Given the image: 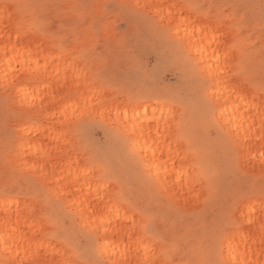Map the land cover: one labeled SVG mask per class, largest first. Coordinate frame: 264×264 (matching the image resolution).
Listing matches in <instances>:
<instances>
[{
  "label": "rangeland",
  "instance_id": "obj_1",
  "mask_svg": "<svg viewBox=\"0 0 264 264\" xmlns=\"http://www.w3.org/2000/svg\"><path fill=\"white\" fill-rule=\"evenodd\" d=\"M100 2L117 3L120 0ZM123 2L135 3L136 0ZM79 3L81 0H0V41H6V35H9L20 45L29 44L38 58L48 54L56 56L45 68L48 71L56 67L59 71L50 79L38 71L24 72L18 64H9L7 71L0 72V199L12 198L20 203L14 209L18 213L24 212L23 226L30 230L27 235H31L28 242L24 238L18 239L17 243H25L23 251L18 249L13 253L10 249L0 255V264H61L65 260L86 258L75 255L69 241L89 221L75 208L73 203L76 202L71 201L75 194L71 184L64 179L55 181L57 173L54 169L44 170L58 165L64 170L72 167L83 171V175H79L91 183L93 191L117 209L119 223L126 224L130 232L136 233L131 240L129 233L121 238L124 241L128 239L126 244L131 251H116L110 246L108 251L102 250L101 239L97 243L95 258L105 264H125L128 261L144 264L145 260L148 264H168L169 261L181 264L189 259H199L196 229L221 214L227 217L226 235L222 238L223 255L221 257L217 252L216 258L229 259L224 255V242L235 239L241 231L251 232L253 228L249 221L252 217H259L264 223V212L260 211L258 200L259 187L264 180V160L260 155L264 141L258 142L252 150L230 125L225 126L226 123L217 118V105L210 92L211 79L202 68L204 62L192 59L186 63L164 53L169 42L180 43L179 37L172 33L167 16L189 15L193 19L212 16L215 27H220V32L215 33L222 42L220 52H228L227 57L221 58L225 80L253 97L259 107L264 99L261 88L264 33L260 24L264 0H140V3H151L157 7L144 13L148 19L123 43L121 40L128 24L115 15L109 18L113 27L106 34V39L110 43H102L97 52L111 57L107 66L110 79L107 83L96 79L94 84L92 72L104 66L96 64L95 68L87 69L86 66L92 63L91 58H83L86 49L92 46L87 40L66 46L57 36L54 42L49 39L41 45L51 21L56 22L57 28L61 27V21H65L68 30L80 21L81 14L72 8ZM182 4L193 7H185L182 14L180 7H169ZM166 8L170 9L169 13ZM240 16L246 17L247 22L243 25L237 23ZM91 23L92 17L89 16L83 28ZM18 26H22L19 42ZM31 57L36 58L32 54ZM39 63H42L41 59ZM241 67L250 70L247 77L234 75ZM145 73L151 74L157 88L156 94L140 96L139 104L151 103L153 107L145 115V120L154 117L148 123L158 119L162 125L168 126L166 140L171 142L174 164L183 171L178 179L167 173L166 183L159 176L160 181L154 189L157 197L151 211L158 231L169 243H154L151 234L142 233L139 227L133 229L130 222L135 209L129 200L135 198V193L146 189L150 178L155 177L154 172L149 173L143 165L142 146L139 152L134 151L130 139L126 142L119 140V134L124 132L120 125L128 127L131 121L128 117L125 119L124 113L137 105L129 103L130 95L139 94L135 80ZM29 74H35L34 79L42 83H31L27 77ZM13 82L16 87L5 91V85ZM23 88L25 92L20 91ZM37 89L38 92L34 93ZM94 91L95 99L89 100ZM171 94L185 102L170 103L168 97ZM9 96L12 109L22 115L9 121L16 135L6 138L3 134V105ZM197 100L206 105L205 111L197 106ZM82 114L89 125L86 137L80 129ZM49 127L58 133L52 140L47 137ZM24 140L25 145H41L44 152L50 154L42 161L43 170L31 166V155L22 157L19 146ZM118 141L121 155L131 167L115 156ZM97 151L111 158L106 161L108 167L94 158ZM6 165L11 177L8 191H5L3 178ZM209 177H213L214 185L211 194ZM184 178L192 180V186L187 190L177 184ZM253 186L256 193L251 198L243 196V191ZM84 193L85 190L81 194ZM253 207L256 208L255 213H248ZM125 216L130 218L129 221H125ZM135 219L139 225L141 217L138 213ZM229 220L242 225L239 231L230 227ZM95 228L92 224L87 230L95 232ZM256 232L259 236V229ZM140 236H143L147 251L134 249L133 242L140 240ZM113 239L117 236L113 235ZM173 239L178 242L177 250H171ZM256 246L261 252L259 264H264V251H261L259 240Z\"/></svg>",
  "mask_w": 264,
  "mask_h": 264
},
{
  "label": "snow or ice",
  "instance_id": "obj_2",
  "mask_svg": "<svg viewBox=\"0 0 264 264\" xmlns=\"http://www.w3.org/2000/svg\"><path fill=\"white\" fill-rule=\"evenodd\" d=\"M157 6L151 3H140V0H136L135 3H126L123 0L117 3H108V2H100V0H81V3L72 5V8L81 14L80 21L75 23L71 30L65 28V21H61V27H56V22L53 20L51 21L48 26L47 30L44 32L45 39L41 40V45L46 43L49 39L53 42L59 36L60 43L62 45H71L72 43L79 44L82 39L87 40L92 46L87 48L85 51L84 59L91 58L92 63L87 65V69L91 70L95 68L96 64L103 65L104 67L100 70L92 72L93 76V84L95 83L96 79L104 80L106 83L110 79L108 75V64L111 57L104 52H97V49L100 48L101 44H109L110 42L106 39V34L112 30V23L109 22V18L113 15L117 16V18H123L125 22L128 24L127 29L123 34L121 43L124 40H127L128 37L132 34H135L138 29L140 28L142 22L145 19H148L147 16L144 15L145 12L156 8ZM169 7H180L181 14L185 7L191 8L193 5L191 4H182V5H169ZM237 7V6H233ZM158 14V13H154ZM92 17V23L87 27L83 28V24H87L88 17ZM163 18H161L162 22ZM214 22V18L212 16H208L204 19L199 17L189 20L185 18L184 23L188 24L192 31L191 35L188 37V44L186 50L184 49L183 41L177 45L174 42H169L167 47L164 48V53L170 57H174L178 60H182L184 62H189L196 55H199L201 60L203 59L205 49L210 47L212 42L216 40V36L214 35L212 39L209 41L207 45L203 44V40L207 38V32L212 31L214 33L220 32V27H212ZM226 22V21H225ZM246 17L240 16L239 20L237 21L238 24H245ZM261 30L264 33V3H262V14H261ZM199 25L200 27H197ZM20 27H17L18 33V42H19V31ZM63 33V35H61ZM197 33H204L200 43L193 48L192 45V38ZM177 35H179V31L177 30ZM76 50L73 49V52ZM228 52L225 53V57H227ZM213 56L216 58L217 62L219 63V56L217 55L216 51L213 52ZM249 69L241 67L236 73L235 76L238 77H247L249 75ZM35 74L33 77L30 78L31 83H42V81L34 79ZM153 78L151 74H143L140 78L135 80V87L139 89V94H133L129 96V103H136L137 107L139 106L140 96L145 94H156L157 88L154 82H152ZM16 83L13 82L11 84L5 85V91H9L11 88H15ZM261 88L264 90V64L261 66ZM19 91V90H18ZM95 91L93 92L92 96H89V100L95 99ZM170 103H184V99L178 98L175 94H171L169 97ZM255 103V100L253 101ZM197 106L200 108L201 111L206 110V105L201 103L197 100ZM88 103L85 102V109H87ZM259 112L261 114V123L259 128V135L256 136V141L261 142L264 141V99L261 100L259 106ZM3 113H4V126H3V134L6 138L13 137L16 135L13 132L9 121L13 118H19L21 113L15 112L11 107V97H6L4 100L3 105ZM135 115L138 117L139 112H136ZM125 119H127V112L124 113ZM231 123V121L227 122ZM227 123L225 126H227ZM88 122L83 120L82 114V122L80 124L81 134L86 137L88 132ZM255 125H250L249 130L251 131L254 129ZM137 133V127L133 125V127L129 130L127 126H125L124 132L119 134V140L127 141L132 136ZM139 133L141 136L144 135L143 133V125L139 127ZM159 134V133H157ZM238 135V132H237ZM249 137L246 136V141ZM138 142V141H137ZM261 159L264 160V150L261 151ZM115 156L118 157L121 161L124 162L125 165L131 167L130 162L124 160V157L121 155V149L119 141L115 146ZM94 158L101 163H104L105 167H108V163L111 158L105 156L100 152H96ZM149 173H151L152 169L149 167ZM3 178L5 179V191L9 190V183L11 181V177L9 175V170L7 165L3 169ZM160 181L159 174L154 178H150V182L148 183V187L146 189L141 190L134 194V199H130V205L135 209L134 215L131 218L132 228L135 229L137 227L140 228L141 232L144 234H151L152 240L155 243L156 241L169 243L166 237H163L161 233L157 229L155 215L151 211V206L153 201L156 199L157 194L154 191L156 184ZM210 181V194L211 189L214 186L212 181L213 177H209ZM82 191V190H81ZM256 193V189L253 186L252 188L243 191V196L251 198ZM259 209L261 212H264V180H262L260 187H259ZM256 208L253 207L251 212L254 214ZM138 213L141 217V222L137 223L135 219V215ZM91 219L88 224L84 225L82 228L75 232V235L69 241L74 249V253L77 256L86 257L85 259H81L78 261L73 260H65L62 261L61 264H105V262L101 259L95 258L97 252V243L104 239L107 236V232L110 229L116 228L117 231H121L126 228V224L119 223V213L115 220L111 217V210H108V218L105 219V213L103 211L99 212L98 214L90 213ZM129 217L125 216V221H129ZM227 217H224L222 214L214 218L211 222H205L200 227L196 229L195 236L199 239L198 245V253L200 255L199 259H189L187 261H182L181 264H247L246 261H241L235 255H232L230 259H223V258H216L217 252H219L220 256L223 255V242L222 238L226 235L225 232V221ZM96 225L95 232L89 229V225ZM228 224L232 229L239 231L242 227L241 224L237 223L235 220H229ZM249 225H252V221H249ZM104 229V236L100 235V229ZM259 243L261 246V251H264V223H261L259 228ZM135 231L129 232V240H131L132 236L135 235ZM140 242L143 243V236L139 237ZM255 243V240H253ZM171 250L178 249V242L173 239L170 242ZM229 250L231 252V240H229ZM128 251H131L130 246L127 248ZM138 251V250H137ZM145 251H147V245H145ZM120 264V262H117ZM125 264H131L130 261L125 262ZM144 264H148V261L145 260ZM168 264H174L173 261H169ZM259 264V262H258Z\"/></svg>",
  "mask_w": 264,
  "mask_h": 264
},
{
  "label": "bare ground",
  "instance_id": "obj_3",
  "mask_svg": "<svg viewBox=\"0 0 264 264\" xmlns=\"http://www.w3.org/2000/svg\"><path fill=\"white\" fill-rule=\"evenodd\" d=\"M167 12H170L169 8H166ZM185 18L192 20L191 16H178L172 17L168 14L167 19L172 25L173 34L177 35V30L179 31L180 42L183 41L184 47L187 48L188 37L191 35V27L188 24L184 23ZM171 25L170 28H171ZM197 27H200L197 25ZM212 27H215L212 24ZM216 34L212 31L207 32V38L203 40V44L207 45L213 36ZM6 35V41H0V72L3 70L9 69V64L11 65H20V68L25 72H33L38 71V74L45 76L50 79L54 75H57L59 71L57 68H53L51 70H46L45 66L48 63L53 62L56 59V56L52 54H48L43 58H38L34 49H32L29 44H18L15 39H10ZM204 36V33H197L192 38V45L195 48L198 45ZM222 42L216 36V40L212 42L210 47L205 49V53L203 59L201 60L199 55L194 57L196 62H204L202 68L207 73L208 78L211 79L212 88L210 90L211 95L214 97V100L217 105V118H220L225 123L231 121V123H227L231 126L232 129L238 132V136L241 139L246 140V136L249 137L247 140V147L253 150V147L258 144L256 141V136L259 135V128L261 123V114L259 112V107L256 103H254V99L251 96H248L241 88L231 85L229 82L225 80V76L223 75V66H222V57L225 55L220 52ZM37 49V47H35ZM216 51L219 56V63L216 58L213 56V52ZM31 54L36 57H31ZM39 59L42 60V63H39ZM32 68H36L34 70ZM28 78L33 77V74H29ZM41 90V89H40ZM20 91H24L20 89ZM25 92V91H24ZM38 89L34 91L37 93ZM160 105V102H156ZM153 109L152 104L141 103L137 107V105L133 106L127 112V117L131 119L128 124V129L130 130L133 125L137 127V133L130 138L132 143L130 146L134 151H138L142 146L141 158L144 167L148 170L151 167L154 172V176L157 175L162 176L163 181L166 183L165 175L174 174L175 179H178L179 173H183L182 168H178L174 164V156L171 154V142L166 140V131L168 126L162 125L158 119H154V123H148V121H153V118H149L145 120V115ZM136 112H139V116L135 115ZM143 125V133L141 136L139 133V127ZM250 125H255L254 129L249 130ZM124 130L125 126L120 125ZM27 130V129H26ZM159 133V134H157ZM57 132L53 127H49L47 129V137L52 140L57 136ZM144 140L146 142H144ZM138 141V142H137ZM25 140L20 144V149L23 155H31L32 157L29 160V163L34 168H39L43 170L44 164H42L43 160H46L50 157L48 152H44V147L41 145L30 144L25 145ZM25 145V146H24ZM26 147L24 150L23 148ZM38 152V154H35ZM55 170L57 175L55 181L59 182L60 180H65V182H69L74 191V199H72L75 208L79 210L82 217L88 221H90L91 216L90 213L98 214L103 211L105 213V219L107 220L108 210H111V217H116L117 213L115 212L117 209L114 206L108 205L105 200L103 201L102 195H98L97 192L93 191V186L88 180H85L82 176V172L69 167L67 170L58 166H50L48 168L45 167L44 170L51 171ZM157 169V172L155 170ZM87 171V170H84ZM161 172V173H160ZM82 175H79V174ZM79 177H81L79 179ZM178 187L184 190H187L192 186V180L188 178H184L183 181H179ZM85 190L84 194H81L82 191ZM81 194V195H80ZM74 200V201H73ZM20 205V203L12 198H4L0 199V255L5 254L6 251L10 249L13 250V253L19 250L25 249V243H17L18 239H26L29 241L31 235H27L30 231L27 227L24 228L23 224L25 223V214L24 212L18 213L14 207ZM251 212V209L248 213ZM252 221L251 232L249 231H241L235 239H231V252L229 250V240L224 242L225 244V254L229 259L232 255H235L241 261H246L247 264H258L260 263V255L261 252L259 248L256 246V242L259 240L258 230L260 228L261 223H263V219L259 217L250 218ZM256 225V227L254 226ZM96 226V225H95ZM255 230H254V227ZM126 229V230H125ZM121 231H117L114 227L113 229L108 230L109 237H105L102 241V250L109 249V246L116 251H125L128 247V239L126 241L121 238L124 237V234L128 235L130 232L127 228ZM102 236H104L105 230L100 229ZM113 235L117 236V239H113ZM120 239L118 242L115 240ZM255 240V243H253ZM135 250H143L145 246L140 240H135L133 242ZM15 248V249H14ZM108 251V250H107ZM137 254V253H134ZM142 258L144 256L142 255ZM140 259V258H139Z\"/></svg>",
  "mask_w": 264,
  "mask_h": 264
}]
</instances>
